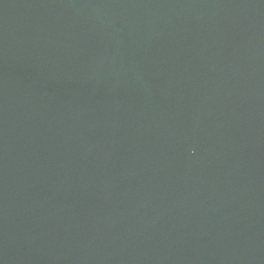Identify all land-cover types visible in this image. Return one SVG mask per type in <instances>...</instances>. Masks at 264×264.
Returning <instances> with one entry per match:
<instances>
[{
    "label": "water",
    "instance_id": "95a60500",
    "mask_svg": "<svg viewBox=\"0 0 264 264\" xmlns=\"http://www.w3.org/2000/svg\"><path fill=\"white\" fill-rule=\"evenodd\" d=\"M0 264H264V0H0Z\"/></svg>",
    "mask_w": 264,
    "mask_h": 264
}]
</instances>
